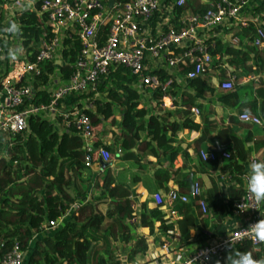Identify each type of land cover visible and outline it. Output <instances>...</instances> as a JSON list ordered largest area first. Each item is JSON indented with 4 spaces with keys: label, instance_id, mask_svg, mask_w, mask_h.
Returning <instances> with one entry per match:
<instances>
[{
    "label": "trees",
    "instance_id": "1",
    "mask_svg": "<svg viewBox=\"0 0 264 264\" xmlns=\"http://www.w3.org/2000/svg\"><path fill=\"white\" fill-rule=\"evenodd\" d=\"M3 1L0 0V5ZM5 1L9 2V0ZM39 3L40 0H35L31 10L20 9L16 16L9 19L10 22L15 21L22 26L23 36L18 38L27 51L28 61L34 60L39 35L43 31L40 25L43 24L44 16L43 13L37 12ZM206 6L200 4L198 0H185L182 6L173 7V13L179 15L187 10L192 13L202 12ZM259 8L261 6L256 7L255 10ZM243 30L252 33V24L249 23L247 27H243ZM248 40H252V37L249 36ZM221 49L220 40H216L215 47L209 49V52L219 53ZM76 51V41L73 38H64L63 48L59 52L61 65L57 68L60 73L59 81L66 79L71 72ZM54 61L55 58L41 61L40 72L37 75L31 74L30 85L34 89L31 102L34 105L47 104L51 99L45 86L49 81V75L56 68ZM186 70L187 67L183 72ZM161 76L166 77L164 74ZM132 82L134 79L128 71L118 66L113 70L109 69L96 83L95 91L103 93L105 98H95L93 97L95 91L89 90L80 93L70 92L55 102V120L64 121L62 114L69 111L72 106L82 107V111L90 121L91 135L97 133L100 124L106 120L109 125L116 124L113 108L118 106L120 119L117 123V133L114 134V140L110 144L94 139L90 142V150L87 151L83 138L72 124L64 126L58 133L54 121L44 116L48 113L43 110L29 113L26 116V126L19 133L9 138L0 135V259L14 242L21 249L27 250L34 234L38 237L33 241L25 264H86L89 254L94 249L93 241L102 236L107 238L116 224L121 229L122 239L127 241L130 238L128 235L130 223L126 224L123 217L131 220L136 217V213L132 209L130 192L122 185L118 173H112L110 168L105 166L91 180L89 166L98 165L99 148L107 150L109 157L106 162L112 159L128 161L134 167L129 181L134 183L144 179L140 171L143 168L142 161L148 163L145 159L147 155L156 159L160 156L168 157L170 161L174 159L178 151L176 146L172 145L174 141L171 136L177 131L183 128L199 130L201 135L207 136V130L210 128L214 130V138L218 146L223 147L221 151H226L229 155L228 158L222 159L224 162L222 167L231 166L230 179L238 183L237 186L229 185L226 189L228 204L231 205L232 201L242 193L240 174L243 168L237 161L246 160L244 139L235 136L230 127L216 128L206 114L202 115L198 122L193 121L188 116V110L189 105L196 104L195 102L185 103V109H176V112L182 115L179 125L175 122L162 123L164 113L156 115L144 105L138 106L140 104L138 95L128 86ZM188 84L193 86L196 92H212V87L202 79H191ZM55 85L56 83L50 84V87L53 88ZM172 85L164 92L159 89L152 91L150 98L157 101L169 93L173 94L170 90ZM232 95L233 92H229L218 97L225 102ZM187 99L184 97L182 101ZM164 103L168 104L167 98H164ZM87 104L91 106L87 107ZM260 111L264 115V98ZM166 132L170 133V137L166 138ZM207 138L212 141L211 137L207 136ZM231 159H234V163L229 162ZM215 161L210 162L215 163ZM164 174L166 176V171L162 170L161 175ZM164 180H167V177ZM164 180L157 178L154 182L156 190L161 188ZM176 182L180 187L187 186L184 177H180ZM86 195L88 200L77 206L69 214L68 219H64L52 229L39 231V226L43 222L56 221L64 215L72 203L80 202ZM104 200L108 201L105 203V211L101 212L97 205ZM208 201L216 220H220L222 201L211 196L208 197ZM191 202H175L174 208L182 218L173 222L161 216L160 208L164 204L162 201L153 203L146 212L139 214L138 224L147 227L148 232H152L153 222H157V229L166 232L171 230L175 223L179 234L184 235L187 240L188 230L194 227V215L191 210L195 207L198 212L200 211L198 206ZM107 219L108 224L102 230V225ZM145 249L144 238L136 237L128 253V259ZM232 249L251 252L255 258H261V254L253 251L248 242L237 244ZM229 250L225 252L224 260L220 264H225ZM98 261L107 264L103 256L102 258L98 256ZM109 264H113V261ZM195 264L200 263L195 262Z\"/></svg>",
    "mask_w": 264,
    "mask_h": 264
},
{
    "label": "built area",
    "instance_id": "2",
    "mask_svg": "<svg viewBox=\"0 0 264 264\" xmlns=\"http://www.w3.org/2000/svg\"><path fill=\"white\" fill-rule=\"evenodd\" d=\"M108 1L40 0L37 12L44 16L43 24L40 25L43 31L39 35L33 61L27 60V51L19 38L3 31L12 17L7 4L16 5V0H4L1 3L0 135L3 138L24 130L26 116L31 112L43 110L54 115L56 100L65 94L95 91L99 78L118 66L125 68L134 83L148 92L156 89L166 91L177 76L186 80L199 77L208 70L214 57L209 49L215 47L222 31L247 25V18L242 15L248 9L261 6L252 12L251 20L256 23L252 43L259 45L264 38V0H204L200 3L207 5L204 11L192 13L187 10L179 15L173 13V7L182 6L185 0H111L110 4ZM64 38H73L77 43L71 72L61 85L52 88L49 94L51 99L47 104L34 105L31 102L34 96V89L30 85L31 74L40 72L41 61L56 58L57 52V56L60 55ZM237 43V37L231 36L228 44ZM15 46L21 47L23 53L11 60L7 50ZM186 67L187 70L183 72ZM160 72L166 77L162 78ZM217 86L230 91L233 83L225 79ZM20 106L22 108L19 109ZM90 106L87 104V107ZM191 111L198 114L196 107ZM62 116L65 126L72 124L84 140L90 139V121L82 107L72 106ZM238 119L249 124H260L256 115L246 112L239 113ZM86 150H90L89 141ZM98 155L102 162H106L109 157L103 148L98 149ZM228 156L226 151L198 150V157L203 161L226 159ZM253 159L248 158L240 174L242 193L231 203V210L239 218V223L218 240L197 246L188 259L200 264H220L225 252L242 242H248L252 250L264 258V244L243 236V230L264 218V206L258 209L246 207H251L246 182L248 165ZM167 197L172 202H187L191 197L201 213L207 212L206 200L197 182L192 183V190L187 195L171 189ZM152 198L155 203L162 201L158 193H154ZM241 204L240 209L238 206ZM56 226L57 221L49 220L39 226V231ZM24 254L25 250L14 242L0 259V264H23Z\"/></svg>",
    "mask_w": 264,
    "mask_h": 264
},
{
    "label": "crops",
    "instance_id": "3",
    "mask_svg": "<svg viewBox=\"0 0 264 264\" xmlns=\"http://www.w3.org/2000/svg\"><path fill=\"white\" fill-rule=\"evenodd\" d=\"M204 0H198L201 3ZM255 8V7H254ZM253 9H248L243 13V17L247 18L246 23L252 24V33L243 30L245 26H235L231 31H222L220 43L222 44L221 51L214 57L208 70L200 75L199 79L204 80L206 84L212 87V92H196L193 86L180 76H177L176 81L173 83L170 90L173 94L169 93L164 98L168 99V104L164 103V98L161 100H154L164 109L154 111L157 108L155 105L149 104L148 109L153 111L156 115L164 113L165 117L162 123L175 122L177 125L181 123L182 115L176 112V109H185V103L195 102L196 104L189 105L188 116L193 121L198 122L200 117L204 114L212 120L216 128L230 127L231 132L244 139L243 147L246 151V160L237 163L241 164L242 168L245 167L248 158L253 157L257 160H264V115L260 111V105L264 98V38L259 45H254L252 40H248L249 36L253 37L254 28L256 23L251 20ZM236 36L238 43L229 45L231 36ZM182 76V75H181ZM225 79H230L233 83V88L230 91L219 89L217 84ZM59 82V81H58ZM57 83V82H56ZM52 89V88H51ZM49 94L50 91L48 90ZM152 92V91H151ZM151 92H145L147 98H150ZM233 92L231 98L222 102L218 96L225 95ZM187 97V101H182ZM138 106H142L140 103ZM196 107L198 114H194L191 110ZM245 109L250 110L247 113L256 115L260 124H249L238 119V114L245 112ZM120 119V115H119ZM108 122V120H106ZM100 124L97 133L91 135L89 140H84V144H88L94 140L99 139L102 143L110 144L114 140V134L117 133V124L109 125L108 123ZM119 122V120H118ZM117 122V123H118ZM166 138L170 137V133L166 132ZM207 136L212 138L210 142ZM207 136L201 135L199 130H187L185 128L177 131L171 136L173 139V146H176L178 154L172 161L168 157L163 158L160 156L158 159L151 155H147L145 159L148 163L142 161L143 168L140 172L143 174V181L130 183L129 176L134 172V167L128 161H118L112 159L107 165L112 173L117 172L122 185L126 186L130 192L129 198L132 201V209L136 213V217L131 220H126L125 223L129 224L127 241L122 239L120 235L121 229L118 225L113 226L111 233H108V238L98 237L102 241V256L107 260V264L113 261V264H183L193 250L210 241L218 240L228 229L239 223V218L232 212L231 205L228 204L226 189L229 185L237 186L234 180H231L230 168L222 167L224 162L218 159L215 163L210 161H203L198 157V150H214L216 148V139L214 138V130L208 129ZM139 140L137 141V143ZM219 147V146H218ZM220 149L223 147L220 146ZM234 163V159L229 161ZM236 164V163H235ZM104 166V167H105ZM100 164H92L89 166L90 172L92 171L91 180L93 177L101 172ZM162 170L166 171V176H162ZM157 173V175H156ZM172 173H175L174 175ZM159 174V175H158ZM191 175V181L197 182L200 187V192L206 198V205L208 207L206 213L198 212L195 207L192 208L191 213L194 215V227L188 230V239L185 240L184 235H180L175 223L171 230L163 232L157 229V222H153L152 232H148L147 227L138 224L139 214L146 212V209L151 207L154 202L152 195L154 193L160 194L162 197L163 206L160 208L162 217L168 221H175L182 218V215L175 210V202L168 199V191L176 190L181 195L189 193V186L180 187L177 184V179ZM167 177V180H164ZM157 178L164 180L160 189H155ZM241 184V183H240ZM165 187V188H164ZM219 198L222 201V215L220 220H216L210 207L208 197ZM88 200V195L81 198V201L72 203L64 215L58 218L57 224L68 219L70 214L77 206L81 205ZM108 200H104L102 204ZM189 201L195 204L194 200L189 197ZM100 210V209H99ZM71 211V212H70ZM108 219L104 221L102 230L108 224ZM141 236L146 243V249L143 252L135 254L131 259H128V253L135 242L136 237ZM38 235L35 234L32 238L34 241ZM97 239V240H98ZM29 242L27 250H25L23 264L26 263L27 256L33 242ZM96 240V241H97ZM96 241H93L94 247ZM97 248V247H95ZM101 253V254H102ZM183 257V260L181 259ZM90 262L87 261L86 264ZM102 264V262L99 261ZM97 264V262L95 263Z\"/></svg>",
    "mask_w": 264,
    "mask_h": 264
},
{
    "label": "clouds",
    "instance_id": "4",
    "mask_svg": "<svg viewBox=\"0 0 264 264\" xmlns=\"http://www.w3.org/2000/svg\"><path fill=\"white\" fill-rule=\"evenodd\" d=\"M16 3L23 11H29L32 9L35 0H16ZM3 31L13 37L23 36L22 26L15 21L10 22ZM22 53L23 49L19 46L11 47L7 50V56L11 60L17 59ZM249 111L250 110L245 109L246 113ZM246 191L251 205V207L246 206L247 209H258L259 206H264V160L253 159L250 161L248 165ZM243 204L238 207L241 209ZM243 236L256 243L264 244V218L249 225L247 229L243 230ZM181 259L183 260V257H181ZM184 264H195V261L187 259ZM217 264H219V262H217ZM225 264H264V258H255L251 252L233 251L231 247L225 258Z\"/></svg>",
    "mask_w": 264,
    "mask_h": 264
},
{
    "label": "rangeland",
    "instance_id": "5",
    "mask_svg": "<svg viewBox=\"0 0 264 264\" xmlns=\"http://www.w3.org/2000/svg\"><path fill=\"white\" fill-rule=\"evenodd\" d=\"M7 6H10L8 11H9V14L12 15V16H16L18 14L19 10L21 9L20 7L17 6V4L15 5L13 3L7 4ZM7 24H8V22H7ZM57 55H58V52L56 53V56H55L56 58H55V61H54L56 68H54L53 71L51 72V74L49 75V81H48L47 85L45 86V89L49 90L50 92L53 91L51 89V87H50V84H54V83L57 82V84L55 86H53V88H54V87L59 86V85H61L63 83V80L59 81L60 73L57 70V68L59 67V65H61V61H60L61 59ZM128 86L136 92V94L138 95V101L142 105H144L145 107H149V104H150V106L151 105H155V107L157 106V108L154 109V111H157V109L162 111L164 109L163 107H160L156 103L153 104L154 100H150V99L147 98V96H146L147 94L145 93V91L147 92V90H145V91L141 90V88H139L138 85L136 83H134V82L130 83ZM93 97H95V98H105L104 94L101 93L98 90H96L94 92ZM91 108L93 109V106ZM113 109H114V112H113L114 123L117 124V122L119 120V107L118 106H114ZM44 116H46L50 120L54 121V126L57 129V132L60 133L61 129L65 126L63 119L62 120H55L56 117L54 115H51V114H44ZM106 123H108V122L106 121ZM90 173L92 175L93 172L91 171V172H89V174ZM83 179H84V177H83ZM89 186H91V182H89ZM99 209H100L101 212H104L105 209H106V205L102 204L101 206H99ZM32 242H33V240H32ZM95 244H97V246H95V247H99V248L97 249V248L93 247L94 248L93 251L89 254V256L87 258V261L90 262L89 264H95L96 262H97V264H101L98 261V256L99 255H103V253H102V241L98 239L95 242ZM30 250H31V248H30Z\"/></svg>",
    "mask_w": 264,
    "mask_h": 264
},
{
    "label": "water",
    "instance_id": "6",
    "mask_svg": "<svg viewBox=\"0 0 264 264\" xmlns=\"http://www.w3.org/2000/svg\"><path fill=\"white\" fill-rule=\"evenodd\" d=\"M108 3L110 4V3H111V0H109ZM215 151H216V152H219V151H221V149L216 145ZM98 164H100L101 169H102V167H104L105 165H107L108 162H102L100 159H98ZM186 181L188 182L189 192H191V190H192L191 175H189V176L187 177Z\"/></svg>",
    "mask_w": 264,
    "mask_h": 264
}]
</instances>
